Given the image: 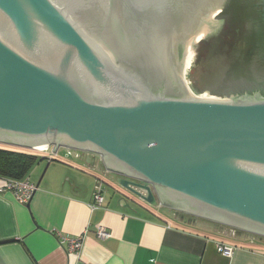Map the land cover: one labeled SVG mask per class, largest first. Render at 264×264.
Segmentation results:
<instances>
[{"label": "water", "instance_id": "obj_1", "mask_svg": "<svg viewBox=\"0 0 264 264\" xmlns=\"http://www.w3.org/2000/svg\"><path fill=\"white\" fill-rule=\"evenodd\" d=\"M218 1L0 0V143L99 158L124 208L264 236V92L193 97L176 66Z\"/></svg>", "mask_w": 264, "mask_h": 264}, {"label": "crops", "instance_id": "obj_2", "mask_svg": "<svg viewBox=\"0 0 264 264\" xmlns=\"http://www.w3.org/2000/svg\"><path fill=\"white\" fill-rule=\"evenodd\" d=\"M43 159L29 177L36 185L29 203L19 202L0 181V264H264V236L139 201L119 206L118 175L85 152ZM104 202L92 208L96 181ZM110 233L99 235V226ZM81 238L79 249L71 240ZM236 246L232 257L216 243Z\"/></svg>", "mask_w": 264, "mask_h": 264}, {"label": "trees", "instance_id": "obj_3", "mask_svg": "<svg viewBox=\"0 0 264 264\" xmlns=\"http://www.w3.org/2000/svg\"><path fill=\"white\" fill-rule=\"evenodd\" d=\"M236 2L231 0L228 4L233 6ZM258 4L261 14L259 17L249 19V25L251 20H254L256 24L248 25L247 28L259 35L262 32V40H260L262 47L251 55L248 54L246 45H239L237 39L240 32L230 31L229 24L232 18L229 17L228 6H226L222 11L225 16L223 32L209 40H203L198 50L197 60H203L204 55L214 59L211 66L206 68L200 76L202 81L198 87L199 90H209L213 94L222 96L252 93L260 89L264 92V84L261 86V83H264V0H259ZM42 159L43 157L36 152L0 145V177L22 180L30 175L35 165Z\"/></svg>", "mask_w": 264, "mask_h": 264}, {"label": "rangeland", "instance_id": "obj_4", "mask_svg": "<svg viewBox=\"0 0 264 264\" xmlns=\"http://www.w3.org/2000/svg\"><path fill=\"white\" fill-rule=\"evenodd\" d=\"M230 1L231 0H228L227 3L225 4V7L228 6L229 17L232 18L230 20V24H229L231 26L230 31H233V33L234 32L235 33L240 32V36L237 39V42L241 46L246 45V47L248 48V50H247L248 54L252 55L254 52H256L258 49H260L262 47V44L260 41V40H262L261 39L262 38V34H261L262 32H260V35H259V33L255 32L254 30H252V29L249 30V28H247V26L249 25L248 20L251 18L259 17L260 16V12H259L260 9L256 5V3L254 4L253 0H236L237 2L233 6H230V4H228ZM224 8H223V10H224ZM215 14H214L215 23L213 25L211 24L210 27L205 29L204 33L202 35H200L199 41L195 44L196 48L194 47L191 66L185 75L186 76L185 78L187 80V83H188L190 89L192 90L193 94L198 96V97H204V98L213 97V96H216V98L228 97V96L213 94L209 90L201 91L198 89V87L200 86V83L202 81V79L200 78V76L202 75V72L206 68L210 67L212 61L214 60L212 57L207 58L205 55H204L203 60H201V59L197 60L198 50L201 46L200 44L204 38H207V37L211 38V37L215 36L214 33L219 32L218 33V35H219L223 32V29L221 30V28L224 27V23H225L224 17L225 16H223L222 11L218 15H215ZM230 14L232 16H230ZM255 24H256V22L254 20H251V25H249V26H255ZM206 48H208V47L206 46ZM262 84H264V83H261V86H262ZM259 91H263V89H260ZM210 95H212V96H210ZM231 95H235V94H231ZM0 145H5L8 147H17L15 145H11L8 143H0ZM21 149L36 152L38 154L41 153L40 151H37L34 149L33 150L27 149V148H21Z\"/></svg>", "mask_w": 264, "mask_h": 264}, {"label": "built area", "instance_id": "obj_5", "mask_svg": "<svg viewBox=\"0 0 264 264\" xmlns=\"http://www.w3.org/2000/svg\"><path fill=\"white\" fill-rule=\"evenodd\" d=\"M49 150L50 148L46 147V148H41L38 151H40L41 153L42 152L46 153ZM66 150L68 154H72V155H76L78 154V152H80L78 150H73L68 148H66ZM50 155L51 157H57L59 155V149L55 152L52 150L50 152ZM0 181L2 182V185L5 189L12 191L16 199L24 204L29 203L31 197L38 188L37 185L31 181L29 176L22 180L0 177ZM104 191H105L104 182L98 179L94 187V202L92 204V208H97L102 206L104 202ZM99 235L101 237H107L110 235V233L104 229L103 225H100ZM70 243L73 249H79L82 246L81 238L73 239L71 240ZM216 247L218 252H220L221 254L227 257H232L236 251V246L228 242L218 241L216 243Z\"/></svg>", "mask_w": 264, "mask_h": 264}, {"label": "bare ground", "instance_id": "obj_6", "mask_svg": "<svg viewBox=\"0 0 264 264\" xmlns=\"http://www.w3.org/2000/svg\"><path fill=\"white\" fill-rule=\"evenodd\" d=\"M215 5H216V7L214 9H211L212 11H210V13L203 16L198 27H196L195 30L191 34H189L187 40L184 43V46L182 48L181 53L179 52V47L177 50L179 60H178L176 66H177L178 72L180 74V77L184 81L187 89H188L189 95L193 96V97H198V96L193 94L192 90L190 89V87L187 83L185 75L191 66L195 44L199 41L200 35H202L204 33L205 29L210 27L211 24L213 25L215 23L214 14L215 13L217 14L221 10V8L223 6V0L216 2ZM218 33L219 32H216V33H214V35H217ZM198 98H204V97H198ZM208 98H216V97H208ZM41 148H45V147H41Z\"/></svg>", "mask_w": 264, "mask_h": 264}, {"label": "flooded vegetation", "instance_id": "obj_7", "mask_svg": "<svg viewBox=\"0 0 264 264\" xmlns=\"http://www.w3.org/2000/svg\"><path fill=\"white\" fill-rule=\"evenodd\" d=\"M218 35V34H217ZM164 206V205H163ZM166 207H168V206H166ZM187 213V212H186ZM189 214V213H188ZM190 215H192V216H196V215H193V214H190Z\"/></svg>", "mask_w": 264, "mask_h": 264}]
</instances>
